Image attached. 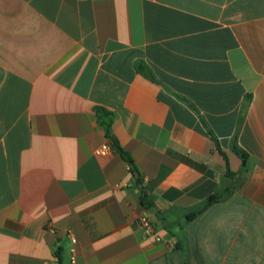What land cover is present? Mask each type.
Listing matches in <instances>:
<instances>
[{"label": "crops", "instance_id": "obj_1", "mask_svg": "<svg viewBox=\"0 0 264 264\" xmlns=\"http://www.w3.org/2000/svg\"><path fill=\"white\" fill-rule=\"evenodd\" d=\"M203 121L248 171L189 221L238 180ZM68 233L77 264H264V0H0V264H70Z\"/></svg>", "mask_w": 264, "mask_h": 264}, {"label": "trees", "instance_id": "obj_2", "mask_svg": "<svg viewBox=\"0 0 264 264\" xmlns=\"http://www.w3.org/2000/svg\"><path fill=\"white\" fill-rule=\"evenodd\" d=\"M137 70L140 74L144 75L145 77H147L148 79L152 80L153 82H158L156 77L154 76V74L152 73V71H150V69L144 64V63H138L137 64ZM187 102L186 99H183ZM190 106L192 108H194L193 105L190 104ZM97 117L100 121V123L102 124V126L104 127L105 130V134L106 137L108 138V140L111 143L112 149L117 153L120 154L122 156V158L129 164L130 166V171L135 175L137 174L138 168L134 162V159L131 155V153L127 152L120 144V142L118 141V139L114 136L113 134V123H114V114L110 111H107L105 108L102 107H96L95 109ZM242 119H240V123H241ZM208 133L210 134L212 140L216 143L217 149L219 150V152L223 155L226 164H227V177L231 178L232 180L235 177H238V180L236 182H232L231 184L227 185L225 190L223 192H215L213 193L205 202V204L200 207L199 209H197L195 212L190 213L188 215V220L192 221L194 219H196L199 215H201L202 213H204L206 210H208V208H210L212 205L219 203L220 201H222L225 197L229 196L230 194H232L234 192V190H236L237 186L242 184L244 181V176L248 171V161H249V154L243 150L237 142V134L234 136L233 138V143H232V150L233 152L241 159L242 161V168L238 173H234L230 170V164H229V159L226 155V153L222 150V147L220 145V142L218 140V138L216 137V135L214 134V132L209 128V126L206 124L205 121H203ZM137 182L141 185L142 184V178L139 177L137 179ZM142 203L144 204V206L146 207H152L153 203L150 201L148 195L146 194L145 191H142Z\"/></svg>", "mask_w": 264, "mask_h": 264}, {"label": "built area", "instance_id": "obj_3", "mask_svg": "<svg viewBox=\"0 0 264 264\" xmlns=\"http://www.w3.org/2000/svg\"><path fill=\"white\" fill-rule=\"evenodd\" d=\"M110 148L108 146H104L102 149L98 150L97 153L98 154H102L106 151H109ZM137 225L139 228H142L145 230V232L148 235H153L155 232V226L154 223L148 218V217H142L138 222ZM48 231L53 234L56 235L57 234V230L56 228H54L52 225H48ZM68 236L71 239V248H70V264H77L78 260V250H77V243L78 240L76 239V237L74 235H72V233H68ZM156 240L160 241V238H156Z\"/></svg>", "mask_w": 264, "mask_h": 264}]
</instances>
